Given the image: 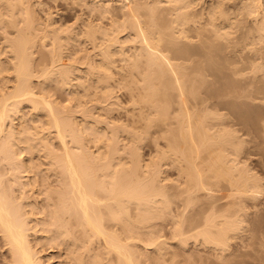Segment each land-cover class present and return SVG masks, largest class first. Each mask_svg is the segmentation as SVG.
I'll return each mask as SVG.
<instances>
[{
    "label": "bare ground",
    "instance_id": "obj_1",
    "mask_svg": "<svg viewBox=\"0 0 264 264\" xmlns=\"http://www.w3.org/2000/svg\"><path fill=\"white\" fill-rule=\"evenodd\" d=\"M62 1L0 0V264H260L264 0Z\"/></svg>",
    "mask_w": 264,
    "mask_h": 264
},
{
    "label": "rangeland",
    "instance_id": "obj_2",
    "mask_svg": "<svg viewBox=\"0 0 264 264\" xmlns=\"http://www.w3.org/2000/svg\"><path fill=\"white\" fill-rule=\"evenodd\" d=\"M69 1V0H68ZM76 2L77 1H79V0H75ZM58 2L61 4V3H63V1L62 0H58ZM78 8V7H77ZM1 40H0V46H1ZM118 77V76H117ZM116 94H118V96H119V100L121 101V107L122 108H125V107H128L129 106V101H128V96L126 95L127 93L125 92V91H123V90H117L116 91ZM63 94L62 93H58V92H56L55 93V95H54V97H55V99H56V101L57 102H60V104H65L66 102H64L63 101ZM94 103V101H90V102H88L87 103V105L88 106H91L92 104ZM116 112V113H115ZM114 113H115V116L117 115L118 116V112L117 111H114ZM119 117L121 118V121L123 122H126V119H125V116H124V113H119ZM117 121V120H116ZM124 143H126V141L124 142ZM150 144L148 143V141L147 142H145L144 143V148H143V153L145 154L144 155V157L145 158H148L149 157V155L151 154L150 152H151V147L149 146ZM159 146L160 147H163V142L162 141H159ZM167 175H168V177L169 178H176V174H175V170L174 169H171V168H169L168 170H167ZM174 207H175V205H173ZM173 207V208H174ZM175 209V208H174ZM260 223L262 224V225H264V214H263V217H261L260 218ZM204 249V250H203ZM202 250L204 251V253H205V255H208L210 252H209V250H208V248H203L202 247ZM206 250V251H205ZM264 262V260H262V264H264L263 263ZM260 263V264H261ZM219 264H221V263H219ZM230 264V263H229ZM231 264H235V263H231Z\"/></svg>",
    "mask_w": 264,
    "mask_h": 264
}]
</instances>
